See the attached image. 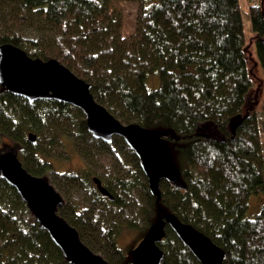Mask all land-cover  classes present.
Returning a JSON list of instances; mask_svg holds the SVG:
<instances>
[{
	"label": "trees",
	"instance_id": "16d2710c",
	"mask_svg": "<svg viewBox=\"0 0 264 264\" xmlns=\"http://www.w3.org/2000/svg\"><path fill=\"white\" fill-rule=\"evenodd\" d=\"M248 1L264 71V0ZM117 2L139 6L131 34ZM5 43L34 59L59 60L90 83L96 100L123 124L171 130L188 189L163 182L164 209L224 249L225 264H264V210L254 219L247 215L251 198L264 193V169L259 117L245 111L253 80L241 0H0ZM239 116L234 134L230 123ZM65 139L86 166L54 173L51 184L66 200L60 214L109 264H133L118 242L125 226L138 223L115 211L129 210L139 195L147 230L157 215L135 153L121 138L111 145L94 139L80 109L30 103L0 85V151L11 143L24 167L42 177L55 169L49 157ZM101 160L108 168L95 170ZM95 177L114 200L101 194ZM76 192L107 216L73 201ZM161 248L163 264H201L169 228ZM0 264H69L1 178Z\"/></svg>",
	"mask_w": 264,
	"mask_h": 264
},
{
	"label": "water",
	"instance_id": "95a60500",
	"mask_svg": "<svg viewBox=\"0 0 264 264\" xmlns=\"http://www.w3.org/2000/svg\"><path fill=\"white\" fill-rule=\"evenodd\" d=\"M0 85L30 103L56 101L80 109L94 139L111 145L115 138H121L135 153L156 200L157 215L140 243L129 252L133 264L164 263L165 251L161 244L168 228L201 264H225L228 256L224 249L163 207V182L179 191L188 189L179 153L168 139L171 130L123 124L96 100L93 86L66 65L57 59H34L11 43L0 45ZM241 118L230 123L234 134L240 124L236 120ZM36 139L31 133L30 141L34 143ZM0 178L18 192L31 216L50 235L69 264H109L83 242L79 231L60 214L66 200L48 176H34L24 167L17 147L5 144L0 151ZM94 183L102 195L114 200L100 178L95 177Z\"/></svg>",
	"mask_w": 264,
	"mask_h": 264
},
{
	"label": "rangeland",
	"instance_id": "374dc122",
	"mask_svg": "<svg viewBox=\"0 0 264 264\" xmlns=\"http://www.w3.org/2000/svg\"><path fill=\"white\" fill-rule=\"evenodd\" d=\"M241 3L246 29V53L248 57V66L253 80V88L249 94L245 111H255L259 117L263 148L262 167L264 169V71L257 57L256 42L258 37L254 34L252 30L251 18L249 14V1L241 0ZM117 7L120 9L123 15L126 35L131 34L135 30V26L139 17L138 4L128 2H117ZM36 34L37 32L34 29L28 30V35H30L31 37H36ZM9 145L13 146L11 143H9ZM55 151V153H52V157H49V160L53 162L55 168L47 175L50 180L56 177V175L54 174L56 172L59 174L79 173L86 166V163L77 154L74 146L71 144V142L67 141L66 139L63 140V144L58 145ZM107 164L108 163L106 161L101 160L95 170L102 171L103 168H108ZM70 196H72L71 199L73 201L79 202L83 207H87L88 209H94L95 207L94 205L89 204L87 195L82 192L71 193ZM134 201L135 203L131 205V208L129 210L115 211L117 212V215L120 216L121 214V218L124 221L134 219L138 223L137 228H130L125 226L120 233L118 244L124 255H128L130 250L140 243L144 234L147 231V227L145 226L144 220L140 218L141 200L139 198V195ZM263 210L264 193H260L259 195L253 196L250 200V209L247 214L248 218H256ZM94 211L96 212V215L107 216L103 211H101L100 208L94 209Z\"/></svg>",
	"mask_w": 264,
	"mask_h": 264
}]
</instances>
